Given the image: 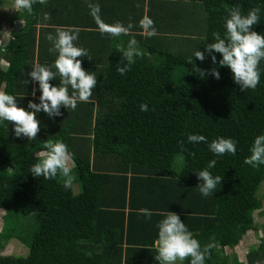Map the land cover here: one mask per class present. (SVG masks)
<instances>
[{"label": "trees", "instance_id": "trees-1", "mask_svg": "<svg viewBox=\"0 0 264 264\" xmlns=\"http://www.w3.org/2000/svg\"><path fill=\"white\" fill-rule=\"evenodd\" d=\"M147 2L145 25L142 13L136 28H146L154 45L146 36L130 35L125 50L130 41L136 48L144 45L131 62L110 32L96 34L98 46L93 48H88L93 38L82 36L75 44L87 52V57H78L82 67L97 77L88 102L78 103L75 110L62 106L61 115L52 118L41 111L40 130L32 140L16 137L12 122H0V209L7 213L5 222L35 212L43 216L41 236L34 239V230L28 253L0 256V264H158L156 224L168 211L180 216L202 249L208 248L205 264H231L237 257L226 248L234 249L257 229L254 212L260 208L264 165L244 161L254 138L264 133V61L257 86L241 89L228 67L213 65L206 45L213 42V33L223 34L224 21L236 6L245 15L259 7L260 21L253 29L264 32V0ZM47 3L37 0L30 13L18 9L9 19L8 40L0 44V62L8 63L5 69L0 64V88L25 107L29 100L38 102L40 95L38 83L28 76L32 65H52L57 55L50 51L44 26ZM199 6L203 21L196 18ZM171 43L175 51L169 49ZM199 49L202 61L193 56ZM215 55L218 62L221 54ZM126 63L121 75L117 68ZM179 66L186 69L182 83H176ZM213 67L219 79L211 75ZM58 81L57 76L51 83ZM142 103L148 111L140 110ZM190 134L205 140L189 143ZM218 137L234 139L235 154L214 156L208 143ZM57 140L67 145L74 162L71 172L76 178L68 189L59 173L45 179L29 172L46 154L45 145ZM177 155L182 156L178 170ZM212 159L216 164L210 172L222 181L205 197L196 171ZM74 183L80 189L75 190ZM6 225L0 232L1 247L2 240L16 234V227ZM246 256L249 264H264V239ZM183 264H189V258Z\"/></svg>", "mask_w": 264, "mask_h": 264}, {"label": "clouds", "instance_id": "clouds-1", "mask_svg": "<svg viewBox=\"0 0 264 264\" xmlns=\"http://www.w3.org/2000/svg\"><path fill=\"white\" fill-rule=\"evenodd\" d=\"M37 0H14V9L32 11V5ZM43 3L44 0H39ZM91 14L95 17L99 11L98 6L90 5ZM259 7L250 9L243 14L239 6L233 7L224 21V32L213 33V42L206 45L213 65L228 67L233 73L234 83L241 86V89L255 88L260 81L261 61H264V32H257L253 25L260 21ZM48 19L47 16L44 17ZM102 30L118 36L125 29L115 25ZM152 33H149L151 35ZM78 38V30L74 28H57L55 36L49 34L47 39L52 42L50 51L57 53L52 65L34 64L28 76L31 82L38 83L40 95L38 102L29 100L27 106L18 104L17 97L4 91H0V122L8 121L13 123V133L16 137H27L32 140L37 137L40 130L38 114L43 111L48 117L61 115V107L75 110L78 103L88 102L92 91L97 84V77L94 71L85 70L78 57H87V52L82 47L74 44ZM215 53H219L220 59L217 62ZM140 55L135 47V41H130L128 49L123 52V57L131 62L134 56ZM197 60H204V52L200 49L193 52ZM55 69L53 71L52 69ZM128 64L120 66L117 71L123 75ZM201 77L205 75L204 70L194 68ZM211 75L219 79L220 73L216 67L211 70ZM59 77L58 83H51ZM29 81L26 80V83ZM71 89V92L69 91ZM36 89L32 94L35 95ZM141 111H148L146 104H141ZM189 143H198L205 140L202 135L190 134L187 137ZM46 154L34 163L29 172L35 177L52 179L61 175L63 187L68 189L73 182L71 167L69 164L68 148L62 141L50 142L45 145ZM208 150L214 156H221L225 153L235 154L236 141L232 138L218 137L208 143ZM250 155L245 158L244 163L256 167L264 165V133L257 135L249 149ZM71 159V158H70ZM73 165L74 162L71 159ZM216 164V160H209L207 166L196 171L197 179L202 181L199 191L202 196H208L214 192L216 186L221 184L222 177L213 175L210 172ZM150 217L151 213H145ZM157 236L155 246L157 255L155 260L158 264H183L185 258H189V264H205L208 248H201L199 241L181 220L180 216L173 211L163 214L157 224Z\"/></svg>", "mask_w": 264, "mask_h": 264}, {"label": "crops", "instance_id": "crops-1", "mask_svg": "<svg viewBox=\"0 0 264 264\" xmlns=\"http://www.w3.org/2000/svg\"><path fill=\"white\" fill-rule=\"evenodd\" d=\"M46 1V0H44ZM8 2H14L10 0ZM7 2V3H8ZM6 3H3L0 0V37L1 32L4 33V38L0 41V44H3L8 40L11 32L12 26L10 24V17L15 15L17 10L11 11L10 7L4 8ZM48 9L46 14L47 16V31L49 34L55 36L57 28L67 29L74 28L78 30V38L74 41V44L79 45L81 43V37L85 39L93 38L90 40V49L93 46H98L95 37L96 34L101 32L108 33V31H99L101 30V25L103 28H110L115 25L122 26L125 31L121 32L120 35L116 36L113 40L119 51L124 52L125 44L128 42L130 35H141L146 36L145 41L148 44L154 45V37L148 36V30L146 28L138 29V21L142 19L141 15L143 13L144 23L140 22V25L143 23L145 25L148 13V2L147 0H48ZM90 5L98 6L99 11L94 17L91 14ZM4 22V24H3ZM42 25V23H41ZM7 28V29H6ZM144 48V45L139 44L138 48ZM2 68H7L8 63L1 59L0 62ZM0 91L1 88H0Z\"/></svg>", "mask_w": 264, "mask_h": 264}, {"label": "rangeland", "instance_id": "rangeland-1", "mask_svg": "<svg viewBox=\"0 0 264 264\" xmlns=\"http://www.w3.org/2000/svg\"><path fill=\"white\" fill-rule=\"evenodd\" d=\"M10 0H2L3 3H6L4 7L5 9L10 7L11 11H14L16 9L12 8L13 7V2H8ZM8 2V3H7ZM196 18L198 20L203 21V9L199 6L196 9ZM4 24V22H3ZM7 29V28H6ZM4 33L1 32V37L0 41L4 38ZM169 49L172 51H175L174 48L171 45H169ZM154 56H157L156 54ZM186 76V69L183 66L177 67L176 70V83H182L185 80ZM44 155V153H42ZM181 155L176 156V161H175V167L178 169L182 168V163H181ZM69 164L71 169L73 168L72 166L73 163L71 159L69 158ZM71 175L76 178V175L74 172H71ZM74 189L78 190L80 189L79 183H74ZM258 196L260 198V208L254 212V218H255V224H257V229L255 230H250L241 240L239 245H237L234 249L231 248H226V253L229 254L230 256L232 254H236L237 257V263H231V264H249L247 263V253L250 248H258L261 242H263L264 239V181L258 191ZM7 216V213L5 210L0 209V232L4 231L6 229L7 225L11 227H16V234L14 235L13 238H11L9 241H4L2 240L3 246H0V256L4 255H15V256H23L26 255L29 251V245L31 243V235L33 234L34 230V239L38 238L41 236L40 232V223L39 220H43L41 218V212H35L31 213L30 215L26 216H18V217H13L9 219L7 222H5V217ZM48 222V219H47ZM39 224V225H38ZM41 226V225H40ZM4 242V243H3ZM258 264V263H256Z\"/></svg>", "mask_w": 264, "mask_h": 264}]
</instances>
